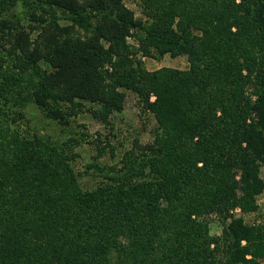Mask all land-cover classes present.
<instances>
[{
	"label": "trees",
	"instance_id": "1",
	"mask_svg": "<svg viewBox=\"0 0 264 264\" xmlns=\"http://www.w3.org/2000/svg\"><path fill=\"white\" fill-rule=\"evenodd\" d=\"M9 4L0 264H264V224L242 216L264 190V0H140V18L124 0H31L25 22ZM165 54L187 68L148 71L138 56ZM125 90L154 116L151 141L120 151L98 132L58 142L22 128L30 99L61 124L86 108L109 125ZM84 142L96 152L78 168Z\"/></svg>",
	"mask_w": 264,
	"mask_h": 264
},
{
	"label": "rangeland",
	"instance_id": "2",
	"mask_svg": "<svg viewBox=\"0 0 264 264\" xmlns=\"http://www.w3.org/2000/svg\"><path fill=\"white\" fill-rule=\"evenodd\" d=\"M14 1L15 2L12 3V0H8V3L11 4L5 7L6 11L3 15L9 17L15 15L25 22L31 10V0ZM124 3L134 11L136 17L140 18L144 16L140 0H124ZM129 41L136 45V42L133 40L130 39ZM138 56L141 58L145 69L148 71H154L162 67L185 70L188 66L184 55L171 57L168 54H165L159 59ZM125 92L126 97L124 107L122 111L112 113L109 125H104L97 121L89 112H87L86 108L81 112H78L76 116H71L69 124H61L56 120L48 118L30 99L26 101L23 107H21V110L26 117V122L23 124L22 128L30 133H37L44 139H51L58 142L64 141L69 137L80 138L82 133H88L89 135H92L91 138H94L98 132L101 134L100 138L104 143L110 141V143L115 145L119 150L123 147H128L134 137H139L142 142L151 141L152 131L157 124L154 116L150 112L141 111L138 105L139 98L134 92L130 90H125ZM16 93L17 95L19 94V98H22L25 97L29 91L25 88L20 93H18V91ZM151 98L154 99V96L152 95ZM74 150L80 153L81 160H78L76 163L78 168L84 162H88L90 157L96 152L93 145L86 142L75 147ZM106 151L107 153L101 158V161H106L111 164L114 160L116 161L119 158L117 153L114 158L111 156L110 147H108ZM261 175L264 178V167L261 168ZM87 183L90 184V182ZM257 203L258 208L256 211L242 215L245 222H259L264 224V190L257 196ZM205 220L207 236L214 241L215 238L222 234L221 221L215 213H209L205 217ZM214 245L215 242H212L211 247H214Z\"/></svg>",
	"mask_w": 264,
	"mask_h": 264
}]
</instances>
